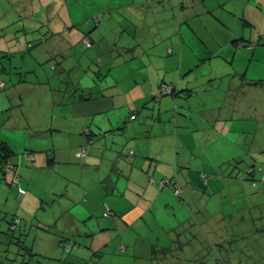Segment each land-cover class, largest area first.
Segmentation results:
<instances>
[{"label": "crops", "instance_id": "crops-1", "mask_svg": "<svg viewBox=\"0 0 264 264\" xmlns=\"http://www.w3.org/2000/svg\"><path fill=\"white\" fill-rule=\"evenodd\" d=\"M103 12L100 24L92 20ZM96 44L106 45L107 60L118 59L107 69L92 67L100 53L95 60L81 53V45ZM262 59L264 0H0V71L10 75L0 78V138L11 146L10 138L25 135L19 145L34 152L33 159L25 152L12 158L26 191L17 205L13 171L0 164V264H121L135 261L139 246L151 264H171L157 262L152 250L173 245L176 230L190 221L178 224L179 209L188 215L179 198L199 202L197 194L213 180L206 170L216 173L218 159L236 157L243 133L245 143H257L264 78L251 76L250 68H261ZM40 61L60 72L51 97L31 87L49 88L48 77L28 80ZM82 68L91 71L85 83L77 74ZM162 83H178L180 95L163 97L158 110L145 107ZM21 85L29 97L48 98L49 107L3 120L19 105L16 98H25ZM190 133L197 146L185 139ZM43 143L53 151L43 152ZM217 144L209 166L206 153ZM225 146L227 154L220 151ZM54 171L61 172L60 186L35 190L36 172L54 179ZM166 178L183 188L182 196L160 184ZM44 199L49 215L35 219ZM14 215L23 219L15 235L9 230ZM68 235L80 248L63 246ZM122 243L130 252L118 255Z\"/></svg>", "mask_w": 264, "mask_h": 264}, {"label": "rangeland", "instance_id": "rangeland-1", "mask_svg": "<svg viewBox=\"0 0 264 264\" xmlns=\"http://www.w3.org/2000/svg\"><path fill=\"white\" fill-rule=\"evenodd\" d=\"M105 13L107 14V12L98 13L97 15L92 17V20L95 21V18L99 17L100 19L98 20V23L100 24L101 19L103 18ZM102 47V44H96L93 48H84V45H81L80 48L82 54L91 56L93 59L95 57L98 58V53H100L103 58L100 60L94 59L95 61L92 63V67H96V65H98L102 66L103 69H107L112 64H114V60L118 59H111L110 61L107 60V58L104 57L106 55L105 51L107 50L106 45L105 48ZM136 60L137 58L134 59V61ZM44 61H40V63ZM82 61L84 64H87L85 60ZM258 63H260L259 66H261V68H259L258 70L250 68L251 76H256V78H264V59H262V62ZM34 66H36L35 73H30L28 76V80L32 82L33 80H44L45 77H48L50 79V83L49 88H47L46 85H43L41 83L35 86L32 85L31 87H34V92L40 94L47 93L51 97L53 95V92L55 91L51 88L58 85L59 78L57 75H59L60 72L58 70H55V68H52L49 63L47 64V62L40 64L39 68L38 65ZM241 68H243L242 72H245V70L247 69V64H244L243 67L241 66ZM117 70L119 74H121L123 72L122 66H116L113 68L114 73H116ZM90 72V70L87 71V68H82V70L77 72V74L79 73V79H82L85 83L87 82L85 81L88 79L87 77L90 76ZM9 76L10 75L2 73L0 71L1 79L9 81ZM60 78L65 80L69 79L68 76H61ZM73 79L74 75L69 79V82L73 81ZM65 83V86L69 85L67 81ZM12 87L13 86L10 84L9 89ZM19 88H21V91H24V93H26V96L24 99L16 98V102H18L19 105L15 107L14 111H9L4 114L2 116L3 120H5L6 118L9 119V117H14L16 116L15 114L20 115L22 112H26L27 115H31V112L34 113L39 108H44L45 110L49 107L48 98L39 97L37 99H34L31 96H28V92L25 90V88L23 89V85H21ZM30 89L31 88L28 87L29 91ZM199 97L201 98V96ZM226 105L228 106V103H226ZM258 105L259 111L256 118V123L258 125L257 143H252L250 145L249 140L247 141V143H245L243 133L242 143L238 145V147H236L237 156L232 157V159L228 160H225L226 156L222 159H218L216 164L220 168L216 173H212V171L206 170L209 175V178H212L213 180L210 183L208 190L199 191V193L197 194L196 198L199 201L198 203L194 202L196 204H193L192 199H190V201L187 199L186 201V199H183L182 197L178 196V198L180 197L179 199L181 202H186L188 213V215L184 218V215H186L185 211L179 209L177 213L179 217L178 224L180 222H185L189 219L190 221L193 220L196 224L195 226L197 227L196 230L200 231L199 233L202 234H199L200 238H204V240L206 241V245H208L210 252L208 256L214 255V251L216 249L215 244H221L223 247H226L224 250L225 252L229 248H231V251L232 249L234 250V256L242 258L239 261V264H264V191L260 190L264 187V99L262 97H259ZM2 131L5 133L8 132L6 129H3ZM46 132L47 131H43V134H41V137L43 139H46ZM252 135H254L253 132ZM29 136L30 135H27V137ZM195 136L196 135L190 133L185 136V139H190L193 145L197 146L198 143ZM10 140H13L11 146L16 152V155H20L21 153L24 154L25 149L22 148L19 144H23V141L25 140V135H22V137H17V140L13 138H10ZM46 141L47 143H49V140ZM218 147L219 145L217 144L209 148L208 152L206 153V157L209 160V166H211L213 163V160L210 158V154L213 151H216ZM41 148H43V152L45 153L53 151L52 145L51 147H46V145L43 143ZM220 151H224V154L229 153L227 146L220 149ZM198 153L201 154V156H199L198 158L202 160V148L199 149ZM223 160H225L224 163L219 165V162H223ZM36 166L37 164L33 162L30 165V168L34 169ZM54 172V179L50 176L51 174H47L48 177L44 178L41 177L44 175L43 172H36L33 177V184L35 185V190L43 189L44 187L42 185H44L45 188H48L49 185L51 187H59L61 184L59 180V175H61V172ZM19 176L21 182L22 173H20ZM246 177L248 178L247 180L245 179ZM201 180L204 184V187L206 188V182L202 178ZM234 188H245L246 191H218L222 189L228 190ZM248 188H251V191H249ZM0 189H3V185L1 183ZM16 189L18 190L17 187ZM183 197L185 198V195H183ZM17 202L13 200V203L16 205L19 204L21 201L18 200ZM56 205L58 206V202L56 203ZM49 207L50 203L47 199L38 202V207L34 208V211L39 210L35 215V219L41 217L44 218V216L49 215L47 211L44 210L49 209ZM102 207L103 205H101V208ZM44 212L46 214H44ZM187 238L188 236H185L182 233V239L185 240ZM144 250V247L139 246L137 257H132V259L136 260L133 261L129 259L124 262H121V264H151L150 260L145 257ZM188 251H190V253H193L194 249L189 250V248H186L183 253L189 254ZM114 252L116 253V251ZM129 252L130 250L125 249L121 252L118 251L117 254L123 255ZM132 256H134V252L132 253ZM190 264L192 263L190 262Z\"/></svg>", "mask_w": 264, "mask_h": 264}, {"label": "trees", "instance_id": "trees-1", "mask_svg": "<svg viewBox=\"0 0 264 264\" xmlns=\"http://www.w3.org/2000/svg\"><path fill=\"white\" fill-rule=\"evenodd\" d=\"M180 3L183 4L184 2H180ZM0 81H3V80L0 79ZM0 86L3 87L4 82H3V85L0 84ZM180 93H181V89H180L178 83H173V84L162 83L160 85L159 90L153 94V98L151 99V101H149L145 104V107H151V109H157L158 110V109H160L161 100L163 97L169 96V95H173L174 97H176L177 95H180ZM82 152H83V156H85L87 154V147H83ZM129 153L132 154L133 151L131 150V151H129ZM15 154H16V152L14 151V149H12V147L5 140L0 138V164L4 167L6 173L13 171L12 172L13 177L11 180L12 184H13V178L15 177V175H17L19 177L17 165L13 162V159H12ZM25 154L29 159L34 158V155H33L34 152L33 151H27V152H25ZM49 159L51 160V156ZM261 168H263V167H261ZM168 181L171 182L173 185H176L174 179H168ZM19 185H20V181H19ZM17 195H18V191H17ZM17 199L22 200V199H19L18 197H17ZM104 206H105L104 215L107 217L112 216L113 210L111 209V206L109 205V203L105 202ZM107 211L110 212L109 215L105 214ZM22 220H23L22 217L19 215H14L13 218L11 219L9 230L13 235L16 234L15 232L21 231ZM195 225H196L195 222L193 220H191L183 228L176 230L175 236L173 237V245L168 246V247L154 246L153 250H152L153 251V253H152L153 259H155L156 261H159V262L161 260L162 261L168 260V263H171V264H190V262L192 264H239V261L242 258H238V257L234 256L233 255L234 250L232 249V251H231V248H229L225 252L224 250L226 247H223L221 244H215L216 249L214 251V255L208 256L210 253L208 245H206V241L204 240V238H202V237L200 238L199 234H201V233H199L200 231L196 230L197 227ZM182 233L185 236H188V238L183 240L182 239ZM8 235L11 239L15 238L11 234H8ZM63 239H61V243L69 251L73 250L76 247L80 248V246H81L78 243V241L74 240L69 235H68L67 239H65V240H63ZM66 240H68V241H66ZM122 244H124V243H122ZM124 245H125V248H123V250H125L127 248L126 244H124ZM186 248H189V250L194 249V252L190 253V251H188L189 254L183 253ZM255 250H256V247H255ZM100 256H101V253L99 251H96L94 253L95 262L98 260V258ZM206 256H208V257H206ZM251 259H252V256H251ZM188 261H190V262H188Z\"/></svg>", "mask_w": 264, "mask_h": 264}, {"label": "built area", "instance_id": "built-area-1", "mask_svg": "<svg viewBox=\"0 0 264 264\" xmlns=\"http://www.w3.org/2000/svg\"><path fill=\"white\" fill-rule=\"evenodd\" d=\"M179 1H180V2H185L186 0H179ZM99 19H100V18L97 17L95 20L98 22ZM84 43H85V45H86L87 47L92 46V41H91V39L88 38V37H85V38H84ZM0 84L3 85V81H0ZM202 177L205 178V179H207V175H206L205 173H202ZM13 184H14L15 186H18V195H17V197H18L19 199H22V198L24 197L26 191H25L24 188H22V187L19 185V177H18L17 175H15V177L13 178ZM160 184H161V185H169V186L174 190V192H175L177 195H182V193H183V188H182L181 186H178V185H173L171 182L168 181V178H166V179H162V180L160 181ZM105 214H106V215H109L110 212L107 211ZM121 248H122V249L125 248V245L122 244V245H121Z\"/></svg>", "mask_w": 264, "mask_h": 264}]
</instances>
